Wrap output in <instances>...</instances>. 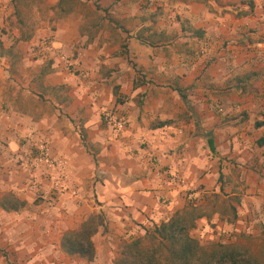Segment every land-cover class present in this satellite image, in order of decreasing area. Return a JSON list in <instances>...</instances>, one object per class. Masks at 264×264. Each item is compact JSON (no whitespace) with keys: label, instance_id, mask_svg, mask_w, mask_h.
<instances>
[{"label":"crops","instance_id":"1","mask_svg":"<svg viewBox=\"0 0 264 264\" xmlns=\"http://www.w3.org/2000/svg\"><path fill=\"white\" fill-rule=\"evenodd\" d=\"M29 134L75 196L31 176ZM189 204L194 232L264 240V0H0V264H112ZM91 217L93 258L67 253Z\"/></svg>","mask_w":264,"mask_h":264},{"label":"trees","instance_id":"2","mask_svg":"<svg viewBox=\"0 0 264 264\" xmlns=\"http://www.w3.org/2000/svg\"><path fill=\"white\" fill-rule=\"evenodd\" d=\"M193 216V210L173 213L167 221L146 231L150 246H142L140 238L128 242L117 264H257L244 249L231 244H217L210 249L202 246L188 233ZM99 222L100 217H91L79 230L65 234L63 249L92 259L91 236Z\"/></svg>","mask_w":264,"mask_h":264},{"label":"built area","instance_id":"3","mask_svg":"<svg viewBox=\"0 0 264 264\" xmlns=\"http://www.w3.org/2000/svg\"><path fill=\"white\" fill-rule=\"evenodd\" d=\"M35 48H38L37 52L40 57H45L46 52L55 48L52 44V41L48 39H43ZM68 66H73L74 62L70 59L67 60ZM104 121L115 131H121L126 126V118L119 114L115 110H108L102 112ZM28 140V149L32 153V157L25 164L26 168L31 173V176L34 175V170L42 168L51 179V197L53 196H62L66 193H70L72 196L76 195V188L73 185L72 180L65 171V160L61 158H53L48 153V148L46 142L39 140L35 141L33 135L29 134L27 136ZM149 163L157 167V159L154 155L150 156ZM157 171H160L157 168ZM168 179L175 182H183L182 178L178 177L177 174L167 175ZM30 187L37 189L38 185L34 178H31Z\"/></svg>","mask_w":264,"mask_h":264},{"label":"rangeland","instance_id":"4","mask_svg":"<svg viewBox=\"0 0 264 264\" xmlns=\"http://www.w3.org/2000/svg\"><path fill=\"white\" fill-rule=\"evenodd\" d=\"M45 1V0H42ZM37 23L36 27H39L40 22H27L26 21V26H30L31 24ZM43 38H39L38 42L41 43ZM46 39L52 41V37H46ZM38 43V44H39ZM35 47V45H34ZM208 204H206L205 207H202L200 209L195 208L192 206V204H189L185 209H183L180 212H183L185 210H193V220L192 223H190V227L188 229V233L191 237L197 239L199 243L206 247L207 249H210L211 247H215L217 244H231L233 246H236L240 249H244L248 255L257 263V264H264V240H259V239H246L244 237L238 238L236 240L231 241L230 236L225 234L224 236H221L219 239H216L214 236H211L208 232L203 231L201 232H194L196 228H198L197 224V217L199 216L201 209L206 210ZM221 205V204H220ZM223 205V204H222ZM141 240V245L142 246H150V242L148 241V238L145 234H142L140 237ZM128 242L123 241L118 244L116 253L114 255V258L112 260V264H117V261L123 256V252L125 251L126 244Z\"/></svg>","mask_w":264,"mask_h":264}]
</instances>
